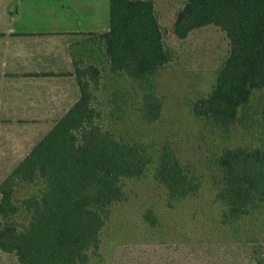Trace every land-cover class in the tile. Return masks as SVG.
Wrapping results in <instances>:
<instances>
[{"label": "trees", "instance_id": "1", "mask_svg": "<svg viewBox=\"0 0 264 264\" xmlns=\"http://www.w3.org/2000/svg\"><path fill=\"white\" fill-rule=\"evenodd\" d=\"M109 4L110 28L102 35L109 72L138 85L143 92L140 119L154 124L162 102L151 90L152 78L171 60L154 3ZM208 25L225 33L230 49L211 91L192 104L191 112L209 125L229 128L253 91L264 88V0H187L176 15L173 33L183 40ZM87 73L90 80L78 79V102L0 183V251L13 254L17 264H89L97 258L109 209L125 199L121 180L141 177L150 162L140 145L116 139L98 123L90 89L98 83V70L90 67ZM260 108L264 118V98ZM217 163V200L238 224L251 209L264 207V149H225ZM154 177L173 200L194 190L168 147L159 155ZM36 180L42 183L41 193L24 201L29 219L18 229L14 190ZM144 221L157 226L150 210Z\"/></svg>", "mask_w": 264, "mask_h": 264}, {"label": "rangeland", "instance_id": "2", "mask_svg": "<svg viewBox=\"0 0 264 264\" xmlns=\"http://www.w3.org/2000/svg\"><path fill=\"white\" fill-rule=\"evenodd\" d=\"M152 1L163 44L171 53V60L152 78L151 90L162 102L158 121H141L143 92L129 77L111 74L108 58L97 67V85L90 86L98 123L116 139L140 145L150 162L141 177L121 180L125 199L109 209L99 256L89 264H264V207L251 209L234 224L217 200L221 152L264 149V88L253 91L229 128L195 118L192 104L211 91L229 54V41L213 25L177 39L173 24L187 0ZM163 147L174 153L193 181L194 190L182 199H170L154 177ZM16 162L0 160V183ZM41 190L40 180L15 188L19 210L13 219L18 229L29 219L24 201ZM148 210L157 219L155 228L144 221ZM0 264H17L16 258L0 251Z\"/></svg>", "mask_w": 264, "mask_h": 264}, {"label": "crops", "instance_id": "3", "mask_svg": "<svg viewBox=\"0 0 264 264\" xmlns=\"http://www.w3.org/2000/svg\"><path fill=\"white\" fill-rule=\"evenodd\" d=\"M109 6L0 0V160L13 169L78 102V79L106 62Z\"/></svg>", "mask_w": 264, "mask_h": 264}]
</instances>
